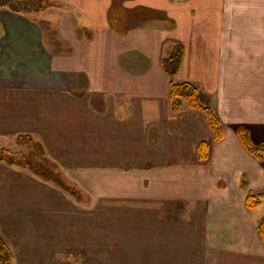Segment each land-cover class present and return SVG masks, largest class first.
Returning a JSON list of instances; mask_svg holds the SVG:
<instances>
[{
    "label": "crops",
    "instance_id": "obj_1",
    "mask_svg": "<svg viewBox=\"0 0 264 264\" xmlns=\"http://www.w3.org/2000/svg\"><path fill=\"white\" fill-rule=\"evenodd\" d=\"M50 1L35 14L0 7V150L33 138L99 199L101 243L124 246L115 257L106 247L111 260L207 264L213 254L212 264H264V200L245 205L264 194V158L236 135L245 127L264 143V0ZM175 45L174 81L198 88L221 141L202 112H171L161 62ZM64 195L0 161L2 240L54 246L63 219L80 226Z\"/></svg>",
    "mask_w": 264,
    "mask_h": 264
},
{
    "label": "rangeland",
    "instance_id": "obj_2",
    "mask_svg": "<svg viewBox=\"0 0 264 264\" xmlns=\"http://www.w3.org/2000/svg\"><path fill=\"white\" fill-rule=\"evenodd\" d=\"M50 3V0H26L25 3H20V5L11 4V6L25 10L27 13L35 14L39 8H46L50 5ZM175 48L176 45L173 50H175ZM205 143L208 145L207 142ZM1 150L10 151L16 156L15 159L17 160L21 159V157H24L34 168L37 165H41L42 168H45V170L50 173L48 176L52 180L51 182H45L41 178H39V180L45 184H48L49 186H52L56 190H60L65 194L64 196L75 202V205L71 203L68 205V207H70L69 210L72 212L76 210L75 212L77 213V219L75 220V225L80 224L78 228L76 226V228H74L73 225L70 224L72 221L68 222L66 219H63L61 221L62 224L59 225V228L55 229L59 232V234L55 236V241L53 243L54 246H22V248L21 246H8L11 254L13 253L10 264H104L105 260H107V264H117V262H119L118 264L127 263L125 258L121 261H117V258H113L111 260L106 256V247H112V249H114L115 257L116 249L123 248L124 246H121L115 237L112 238V242H110L109 246H107L105 243H101L100 236L98 235L100 231L99 228L97 229L96 227L99 226L101 219L99 215L95 213L101 208L99 199H96L95 197L89 199V196L86 195L82 189L77 187V185L72 180L68 179L64 175L57 164L49 160L35 139L27 136H18L15 140L12 150L9 148H4ZM208 158L209 151L207 152V157L202 160ZM58 185H63V188ZM74 206H76L77 209H74ZM86 210H92V212H94L92 214V219H89L87 215L88 212ZM259 212L260 215H262L264 210ZM263 219L264 216L260 222ZM70 227H72L71 231H76V233L71 232L70 235ZM84 232H86V235H83ZM81 233L82 236L79 235ZM2 254L1 256L4 258L5 256ZM212 256L213 254L210 256V262H207V264H212ZM56 261L57 263H55Z\"/></svg>",
    "mask_w": 264,
    "mask_h": 264
},
{
    "label": "trees",
    "instance_id": "obj_3",
    "mask_svg": "<svg viewBox=\"0 0 264 264\" xmlns=\"http://www.w3.org/2000/svg\"><path fill=\"white\" fill-rule=\"evenodd\" d=\"M25 2L26 0H0V7H7L11 11L17 13H24L26 12L25 10L15 8L11 6V4L20 5V3L22 4ZM181 61L182 48L180 45H176L175 50H173L170 56L162 59L161 62L164 72L169 78L168 99L170 102L171 112L173 114H177L181 112L184 108L202 112L206 117L208 127L213 134L214 140L220 141L223 138V127L221 121L209 107L203 104L198 88L194 84H191L189 82L174 81V77L181 67ZM236 135L243 148L250 155H252L257 160H262L264 158V143L260 145H254L251 142L249 132L245 127L239 126L236 129ZM207 152L208 145L205 142H201L198 145V157L200 159H204L205 157H207ZM15 157L16 156L8 150H0V161H3L8 165H14L21 169L27 170L32 175L41 178L45 182H51L52 179L48 176L50 173L45 170V168H42L41 165H37L34 168L24 157H21V159L19 160L15 159ZM54 181L57 182L56 180ZM58 186L63 188V185ZM242 187L244 188L245 184H242ZM261 200H264V194L254 196L253 194L249 193L245 200L246 208L249 210L257 208ZM257 232L261 241L264 244V219L259 223ZM2 253L5 256L4 258H2L3 256H1ZM11 259V251L0 237V264H10Z\"/></svg>",
    "mask_w": 264,
    "mask_h": 264
}]
</instances>
